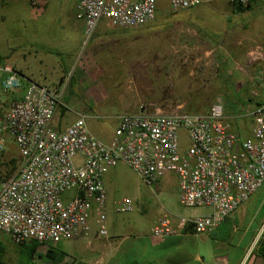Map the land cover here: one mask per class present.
I'll return each mask as SVG.
<instances>
[{"label":"built area","instance_id":"obj_1","mask_svg":"<svg viewBox=\"0 0 264 264\" xmlns=\"http://www.w3.org/2000/svg\"><path fill=\"white\" fill-rule=\"evenodd\" d=\"M167 1L173 11L219 1L264 4V0ZM157 3L77 0L74 16L83 23L85 38H91L101 20L121 30L149 24L156 17ZM257 58L253 54L252 59ZM19 87L14 69L0 66V93ZM59 100L57 92L30 82L0 117V153L10 142L20 161L12 177L0 180V234L14 245L86 237L92 213L98 234L106 236L104 176L118 163L127 165L148 187L173 175L181 207L210 209L202 216L178 217L175 223L161 215L150 229L154 237L175 236L187 228L197 234L209 232L264 190V102L253 107V127L243 140L233 132L225 103L217 97L206 113L167 112L154 104L122 114L112 139L103 143L89 132L84 115L63 131H54L51 124ZM116 211L132 212V202L123 199Z\"/></svg>","mask_w":264,"mask_h":264},{"label":"crops","instance_id":"obj_2","mask_svg":"<svg viewBox=\"0 0 264 264\" xmlns=\"http://www.w3.org/2000/svg\"><path fill=\"white\" fill-rule=\"evenodd\" d=\"M34 1L36 6H31L29 0H0V22L5 23L8 17L7 21L14 18L23 30V36L18 37L21 44L29 45L18 55L21 62L9 64L0 59V66L12 67L19 76L20 87L16 91L20 93L16 99L21 97L30 82L59 94V105L51 124L54 131H63L80 115H84L85 124L94 135L86 120L98 117L69 107H94L100 104L102 98L91 93L98 88L87 84H112L113 76L135 74L137 59L141 58L137 52L151 43L150 38H134L128 30L108 27L105 20L99 21L91 38H85L83 23L74 16L77 0ZM222 39L203 38V42H220ZM193 73L190 70L189 76ZM199 74L205 79L203 83H208L209 79L205 77L207 73ZM110 89V86H100V90ZM66 115L71 119L68 123H62ZM116 124L117 119L107 138L94 136L108 143ZM113 169L104 176V182L113 175ZM166 178L173 179L178 202L173 175L162 177L154 186L160 188ZM261 192L262 196L259 194ZM164 214L174 223L178 217H183L167 210ZM164 214L153 217L145 225L135 216H126L121 220H107L106 217L107 233L100 236L96 215L92 213L86 237L50 245L37 243L34 246V242L25 245L33 247L34 264H264L263 258L256 253L259 241L264 238V190L251 196L209 232L197 234L187 228L175 236L154 237L150 229L156 219Z\"/></svg>","mask_w":264,"mask_h":264},{"label":"rangeland","instance_id":"obj_3","mask_svg":"<svg viewBox=\"0 0 264 264\" xmlns=\"http://www.w3.org/2000/svg\"><path fill=\"white\" fill-rule=\"evenodd\" d=\"M158 4L168 5L167 0H158ZM185 12L190 15H186L184 20L182 16H179L178 20L169 21L167 12L159 8L149 28L145 30L137 28L138 37L150 38L149 41L152 44L169 48V55L182 64L185 60L184 64L191 71L206 72L205 77L209 79V83H206L207 87L214 86L215 80L227 83L230 88L228 93H232L233 96L221 91L212 100L206 101L208 108L205 112L210 109L217 97L221 98L225 103V113L230 117L232 130L243 140L251 133L253 127L250 117L253 107L257 103L264 102V4L255 2L248 11L239 13L232 9L230 2L219 1L188 9ZM7 19L5 23L0 22V59L14 64L21 62L18 55L29 45L21 44L18 37L23 36V30L14 18L8 21ZM201 38L223 39L219 40V45L216 47L209 42H203ZM183 45L186 47L182 48ZM257 53L259 55H256ZM253 54L258 58L252 59ZM146 62L147 60L137 59L135 74L113 76L112 84L88 83L87 86L98 88L91 93L95 97L102 98L100 104L94 107H69L81 110L83 114L94 118L98 117V119L87 118L86 121L88 127L99 139L109 136L116 117L122 114L136 113L141 108H150L154 104L163 109L162 111H183L186 91L184 93L177 91L172 86L166 89L160 84L138 85L144 82L141 80L143 76L140 72ZM100 86H110L111 89L100 90ZM138 88L144 90L142 93L145 99L149 98L150 101L147 104L142 101L141 95L137 94ZM209 92V90L205 91L206 94ZM19 93L20 91L0 93L2 114ZM231 97L235 109L228 110L226 103ZM70 119L71 116L66 115L61 122L68 123ZM184 147L185 138L182 134L180 149ZM6 156L9 157V147H7ZM113 168V175H110L104 182L107 220H121L126 216H135L145 225L153 217L164 214L166 210L183 215V217L185 215L198 217L210 212L207 208L185 209L181 207L176 200L172 178L163 179L160 188H155L154 185L148 187L124 163H118ZM259 194L262 196V192ZM125 198L132 202L133 211L119 213L116 211L117 204ZM0 243L3 247L0 254L1 264H18L19 253L29 254L33 250L31 245L21 247L12 244L8 237L2 234H0ZM34 259L37 260L35 257Z\"/></svg>","mask_w":264,"mask_h":264},{"label":"trees","instance_id":"obj_4","mask_svg":"<svg viewBox=\"0 0 264 264\" xmlns=\"http://www.w3.org/2000/svg\"><path fill=\"white\" fill-rule=\"evenodd\" d=\"M168 3V1H167ZM255 3V2H254ZM254 3H250L247 5H241L238 3H230L232 5V9L239 13H244L251 8V5ZM167 6V5H166ZM166 6L157 5V10L159 8H163L166 11ZM186 10H184L185 12ZM167 15V20H178L179 16L184 17L186 15H178L172 16ZM151 23L140 27L138 29L145 30L149 28ZM138 29H126L130 31V35H134V38L138 37ZM203 40V38H201ZM218 43V44H217ZM213 46L218 47L219 42H212ZM141 59L147 60L146 64L142 66L141 80L144 82L137 83L138 85L148 84L149 86L160 84V86H165L168 89V86L177 91H182L183 93L186 91L187 94L185 98L186 104L184 105L183 112L187 114H198V113H206L205 110L208 108V104L206 101L212 100L217 94L221 91H225L227 94L230 90L228 88L227 83L219 82L215 80L214 86L207 87L206 83H203L205 79L200 76L199 70L194 71L192 76H189L190 69L186 64H182L179 61L175 60L173 56L169 55V48L159 47L158 44L145 45V47H141L140 51L137 52ZM141 67V66H139ZM141 69V68H140ZM219 82V83H218ZM209 83V82H208ZM150 88V87H149ZM206 90L210 92L208 94L205 93ZM144 90L141 88L137 89V94L141 95V99L144 103H148L150 100L145 99L143 96ZM146 91V90H145ZM230 96H233L232 93H228ZM181 98V97H179ZM178 99V98H177ZM176 100V98H175ZM174 101V100H173ZM159 102V101H158ZM227 109H235V105L233 104L232 97L230 100H227ZM258 104V103H257ZM160 105V104H158ZM162 107V106H160ZM65 111V110H64ZM2 111L0 110V117H2ZM7 147H9V157H7ZM20 163L17 155V151L15 147L9 142L6 146V150L0 153V180H7L14 175L16 170L18 169ZM34 246H37V243H33ZM3 251V247L0 243V254ZM256 253L258 256L263 258L264 260V238L259 241ZM33 255L34 250H32L29 254H20L18 258V264H34L33 263ZM1 264V263H0Z\"/></svg>","mask_w":264,"mask_h":264},{"label":"flooded vegetation","instance_id":"obj_5","mask_svg":"<svg viewBox=\"0 0 264 264\" xmlns=\"http://www.w3.org/2000/svg\"><path fill=\"white\" fill-rule=\"evenodd\" d=\"M166 12L168 15H172V16L190 15V13L184 11H173L168 5L166 6Z\"/></svg>","mask_w":264,"mask_h":264}]
</instances>
